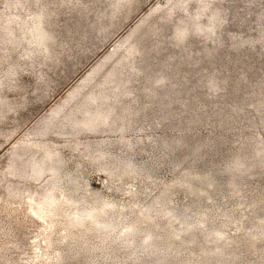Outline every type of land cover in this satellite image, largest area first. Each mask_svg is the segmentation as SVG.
Masks as SVG:
<instances>
[{
    "label": "rangeland",
    "instance_id": "obj_1",
    "mask_svg": "<svg viewBox=\"0 0 264 264\" xmlns=\"http://www.w3.org/2000/svg\"><path fill=\"white\" fill-rule=\"evenodd\" d=\"M160 255L264 264V0H0V264Z\"/></svg>",
    "mask_w": 264,
    "mask_h": 264
},
{
    "label": "trees",
    "instance_id": "obj_2",
    "mask_svg": "<svg viewBox=\"0 0 264 264\" xmlns=\"http://www.w3.org/2000/svg\"><path fill=\"white\" fill-rule=\"evenodd\" d=\"M178 39V38H177ZM210 51V50H209ZM209 55H210V57H211V53H209ZM185 58H187V56L185 55V56H183V57H181L180 59H181V61H175V63H174V68H176V69H178L184 62H187V61H185L184 59ZM148 62V61H147ZM152 67H151V65L149 66V62H148V64H147V70H150ZM175 70V69H174ZM148 72V71H147ZM170 80H172V77H171V75L170 76H168V78L164 81V82H166V81H170ZM158 82H160L159 80H158ZM243 83V81H241L240 80V85ZM216 86V84L213 82L212 83V85H210V87L212 88V89H214V87ZM162 95V97H165V96H167V92L165 91L164 93H162L161 94ZM159 97H161L160 95H159ZM242 103V102H241ZM241 103H240V105H238V106H236L234 109H233V111L235 112V113H237L238 111H239V108H240V106H241ZM167 106V104L166 103H162V106H161V110H163V109H165V107ZM251 107H252V105H251ZM191 109V103H190V105H189V103L188 104H186V105H184V109L182 110V113H188L189 112V110ZM139 115H141L142 117H144V116H146V115H148V113H146L145 112V109H142V108H139L138 110H136V111H134L133 113H131V118H133L134 116H139ZM177 114H175V115H171L170 117H169V115H161L160 114V120L162 119H164V120H166V119H168V120H171V119H173V117H175ZM216 115H217V119H218V123L220 124V125H226V123H227V120H226V117H225V114L223 113V112H221L220 110H218L217 112H216ZM162 116V117H161ZM206 121V118H204L203 116H201L200 114H197V115H195V116H193V117H191V118H189L188 120H186L185 122H184V124H183V126H181L180 125V128H181V130L182 131H188V130H190V129H192L193 127H195V125H197V124H199V123H204ZM189 138V137H188ZM219 143V140L218 139H214V140H212V141H209V143H197V142H195V141H192V139H187V137H185V135H183V136H180V137H177L176 139H173V140H171V141H169L168 143H163V141H160V142H158V145L160 146V147H165V149H166V151L167 152H174V151H179L180 149H183V148H185L190 154H192L193 155V153H195L196 155H200V153H203V150L205 149V147H207L208 145H211V146H215V145H217ZM262 152H263V150H259V155H261L262 154ZM167 155V154H166ZM165 159V158H164ZM162 162L161 163H165L166 162V160H163V159H160ZM181 160L183 161V158H181ZM180 161V160H179ZM232 164V163H231ZM239 165V164H238ZM252 166H253V164L250 166V168H249V171H250V169H252ZM127 168H128V166H127ZM137 169H139V167H137V166H132L131 167V172H134L135 170H137ZM214 172V171H213ZM226 172H228V171H226V169H225V171H224V173H226ZM214 174H216V175H214L215 177V179H216V181L217 180H219V179H217V178H219V177H221L222 175L221 174H219V173H214ZM232 174H237V173H232ZM236 176V175H235ZM238 176V175H237ZM213 180V179H212ZM214 181V180H213ZM199 194H202V192H200ZM163 198V197H162ZM257 202V201H256ZM189 228H193V227H189ZM191 244H193V243H191ZM163 256V257H162ZM166 257V258H165ZM170 258L171 257H169V255H160L159 256V258L155 261V264H160V263H164L165 261L167 262V261H169L170 260ZM172 259V258H171Z\"/></svg>",
    "mask_w": 264,
    "mask_h": 264
},
{
    "label": "bare ground",
    "instance_id": "obj_3",
    "mask_svg": "<svg viewBox=\"0 0 264 264\" xmlns=\"http://www.w3.org/2000/svg\"><path fill=\"white\" fill-rule=\"evenodd\" d=\"M35 29L39 32V35L41 36L40 38L43 39V37H45V34L43 32V29L41 28V25L38 24L35 26ZM34 31V30H33ZM93 120H95V117L93 116H88L87 118H85L83 124L86 126V127H90L93 125ZM38 170L40 171L41 170V167L39 166L38 167ZM189 183V182H188ZM191 187V186H190ZM61 188V187H60ZM58 204V201L56 199H54L53 197L49 196V197H46L43 204H41L38 208H37V211H38V215L40 217H42L43 214H51L53 212V208L56 207V205ZM87 217L88 218H91L93 219L94 218V214L91 212V213H88L87 214ZM48 218V217H47ZM72 219L73 221H79L80 219V216L78 214H73L72 215Z\"/></svg>",
    "mask_w": 264,
    "mask_h": 264
}]
</instances>
